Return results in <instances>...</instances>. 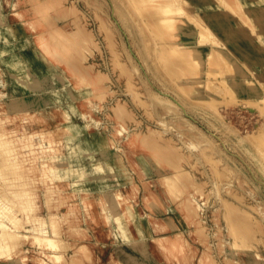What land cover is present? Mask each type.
Returning <instances> with one entry per match:
<instances>
[{
	"label": "bare ground",
	"instance_id": "obj_1",
	"mask_svg": "<svg viewBox=\"0 0 264 264\" xmlns=\"http://www.w3.org/2000/svg\"><path fill=\"white\" fill-rule=\"evenodd\" d=\"M123 1L127 14L140 16L139 22L150 28L151 37H141L142 41H154L150 47L159 64L175 72L181 82H187L196 100L206 103V93L219 96L229 91H242L249 101L261 108V113L264 112V76L242 75V64L238 65L234 59L232 62L242 71H236L233 77L218 79L212 84L208 81L210 77L203 78L205 62L208 63V74L221 75L226 70L220 62L222 56L216 57L213 51L221 47L222 36L212 39L208 46L200 41L207 31H204L205 18L213 19L217 28L236 29L218 14L227 0L210 3L213 4L211 9L202 6L201 0H195V5L191 4L194 0L188 1L193 9L198 4L196 9L201 11L197 14L180 7L187 0ZM3 2L1 18L6 19L8 28L16 36L21 32L25 34L21 33L23 36L17 40L0 39L1 61L14 66L23 64L22 69H12L8 77L13 79V94H22L4 100L5 92L0 88V181L10 189L18 188L14 189L15 199L0 195V264H220L211 250L213 243L221 256H231L232 262L246 259L247 264L264 263V252L248 241L249 227L243 225L251 220L253 212L227 201L222 187L216 183L215 189L213 182L201 173L204 164L210 169L216 161L220 167L232 171L231 177L233 168L227 167L228 163L213 139L191 118L178 113L177 105L169 95H147L150 88L137 69L134 70L136 67L130 66V50L118 42L115 21L107 14L106 7L98 0H55L45 5L44 0ZM81 6L92 9L101 17L97 22L102 32L101 41L112 50V57H116L115 68L125 72L130 69L131 84L127 88L132 90L130 96L137 104V107L133 105L134 109L131 102L119 94L115 96L114 104L105 109L101 105L108 90H113L112 79L103 67L105 62H95L92 70L75 67L77 59L71 54L74 47L80 46L85 58L100 50L97 38L92 31H83L75 14ZM244 8L248 11L246 15L257 13L255 6ZM57 11L62 12L58 13L59 17L64 11L70 17L59 20L57 16L55 22L51 21ZM242 22L244 20L235 21V24ZM69 27L71 36L66 34ZM235 38L241 41L244 35L238 31ZM36 62L48 70L61 68L67 84L50 93L39 90L36 73L30 71ZM61 94L67 96L66 102H61ZM210 98L212 101H207L211 103L208 105L210 110L206 112L212 119L208 123L213 126V121H222L218 109L212 106L216 101ZM160 105L173 113L169 122L159 115ZM70 110L77 112L83 123L75 121ZM138 110L144 111L148 120L140 117ZM103 114L110 120L101 124ZM25 122H35L38 129L27 130ZM225 122V128L230 129ZM98 124L103 127L105 124H122L119 138L109 137L108 140L107 132L97 130ZM261 128L249 137L234 132L235 139L242 145L258 142L264 149V127ZM36 135L39 136L37 141ZM117 142L120 144L115 148L113 144ZM168 146L175 152L185 149V153L193 156L189 161L192 170L185 169L188 159L183 154L172 163L173 171L144 178L140 184L133 181L124 160L127 157L135 159V169L145 177L154 168L153 163L171 159V155L165 153ZM85 162L107 171L117 184L98 192L86 188ZM220 167L216 166V169ZM237 167L234 163V176ZM184 177L190 179V183L184 182ZM36 183L46 187L49 226L35 214L36 196L31 187ZM254 187L248 188L255 193ZM208 189L214 192L217 203L211 208L207 206L205 195ZM77 192L81 193V198L75 199ZM188 192L190 196L186 198ZM255 204L258 210L264 209V199ZM220 210L227 222L234 214V224L228 230L233 241L225 238L226 228L209 219L218 218ZM82 221L85 226L80 225ZM208 221L214 222L212 227ZM206 236L211 238L204 245Z\"/></svg>",
	"mask_w": 264,
	"mask_h": 264
},
{
	"label": "rangeland",
	"instance_id": "obj_2",
	"mask_svg": "<svg viewBox=\"0 0 264 264\" xmlns=\"http://www.w3.org/2000/svg\"><path fill=\"white\" fill-rule=\"evenodd\" d=\"M42 1L43 0H41V2ZM98 1H100L106 7L107 14L110 15L115 21L114 23L117 29L116 37L118 38V42L121 43L120 44L121 46L123 44V46L128 47V49L130 50L131 53L130 66L132 67V69L136 67L134 70L136 69L138 70V71L136 70V72L141 74V76L144 78L145 82L149 86L150 93H147V95H154L156 93L159 94L165 93L164 95L167 94L166 96L169 95L172 101L176 103L177 106L175 109L178 110V113L180 112L181 115H184L187 118L188 117L191 118L198 125V127L203 129L207 133V135L213 139V142L220 150V153L226 159L229 165V166L227 165V167L233 168V176L231 177L230 174L232 171L230 170L228 171L226 168L220 167L219 163L216 161L213 162L214 168L210 167L209 169L204 164L201 173L207 180L213 182V187H215V189H217L216 183L219 184V187L220 186L222 187V194L227 201H230L233 205H239L241 207L244 206V208H246L249 212L250 211L253 212L254 215L250 212L252 214L251 220L245 221L243 225L249 227L246 233L248 237V241L255 243L257 248L260 251L264 252V209H262L261 211L258 210L255 204L256 201L264 199V149L258 144V142H253L252 144H245V145L239 144L234 136V132L235 133L237 132L242 136L249 137L251 136V133L253 134L255 131L259 130L258 128H260V130L263 129L261 127H264V112L261 113L260 112L261 108H259L256 104L252 103V101H249L250 98L244 92L242 93V91L240 92V91L232 90L233 92L229 91V93H225L219 96L210 95L213 98V100L216 101L212 106L215 105V107L218 109V116L222 121V122L213 121L212 123L213 126H210L208 122H210L212 119L209 118L206 112V110L208 111L210 107V106L208 107V105L211 104V103H207V101L211 100L210 96L208 95L209 93L205 94L207 100L206 103L205 101L201 102L196 100L193 97V94H191L187 82L184 81L181 82V79H179V76L175 74V72L166 70L161 66V64H159L156 54L152 53L153 49H151L150 47V45L154 44V41L153 40L142 41L141 38V37L143 38L151 37L149 26H144L143 24H141V22H139L140 16H137L135 14L128 15L127 14L128 10L125 9L124 7L125 2L123 0H98ZM188 1L190 3L193 2L192 0L184 1L181 3L180 7L183 8L184 11H189V13L192 14L200 13L199 12L200 9L198 8L196 9V7H198V4L193 9L188 4ZM201 1H202V6L206 5L208 9H211L213 7V4L210 3L212 2L214 4L217 3V0H213V1L209 0V2L208 0L207 1L201 0ZM243 1L244 0L241 1L227 0V3L223 2L225 6H222L223 7V10L221 9L222 12H218V14L220 15L218 16L221 17V19L226 18L229 20V22L232 24L233 27L236 26L234 27V29L236 28L235 30L231 31L229 30L230 27L228 28L227 26H220L219 28H217L212 23V22L215 23L213 19L209 21L208 18L207 19L205 17H204L205 19L201 18L205 20V23H207L206 28H204L205 29L204 31H206V29L207 31L202 34V39L200 41V44H204L208 46L212 41V39L214 38L216 39L217 37H218L217 39H220L222 36L220 40L221 47L215 48L213 51H215L216 57L222 56V58L220 57L221 58L220 62L226 68V70H224V72L221 73V75L216 73L208 74L209 71L208 63L205 62V64L202 67L203 71L205 70V74L203 75V78H206L207 76L210 77L208 81H210L211 84L217 81L218 79H228L233 77L236 71H242L241 69L238 70L236 68L235 66L236 63L238 65L242 64V69L244 70L243 71L244 73H242V75L251 74L252 76L257 75L258 77L264 76L263 74L264 53H262L264 52V0H245L246 3L245 1L244 2ZM54 2L55 0H44L43 4L44 5L51 4ZM194 2L195 3H191V4L195 5L197 3L195 0ZM3 3H4L3 0H0V11H1V5H3ZM207 3L210 6H208ZM245 5L248 6L249 8L255 6V11L257 13L251 16L249 14L246 15L248 11L244 10L245 9L244 7H246ZM77 11L78 13L75 14H77L78 20L81 21L83 31L85 33L87 31H92L94 36L99 41L100 50H98V53L96 52L94 54L92 53L91 55H89V57L85 58L83 57L82 54L83 53L82 48L80 46H76V48L74 47L71 50V54L73 57L77 59L76 60L77 63L75 67L82 68V70L83 67L85 70H92L94 69L95 62L98 61L105 62L103 67L108 71L109 76L112 79L109 80L113 86V90L110 89L108 90L107 92L108 95L106 98H104V101H102L101 105L105 109L111 103L114 104L113 100L115 96L119 94V95H123L126 99H128L129 102H131L132 104L131 106L132 109H134L133 105L134 106L136 105L137 107V104L130 96L132 90L129 91V88H127L128 85L131 84V82L129 81L132 77L131 71L129 69L127 72H125L118 70L117 67L115 68L114 59H116V57L114 56V54L113 56L115 58L112 57V50L107 47L106 43L101 41L103 40L102 32L99 30V25L97 23L98 20L101 19V17L95 15L96 12L94 13L92 9L88 10L83 6H81ZM58 13H62V12L57 11L53 15L51 21L54 22L56 21V17L58 16ZM221 13H223L224 16H222ZM69 17L70 14L64 11L63 14L59 17V20L61 18H69ZM199 17L200 16H198V18ZM241 20H244V22H242L240 25L235 24V21L240 22ZM0 21H1L0 22L1 40H5V41L17 40L19 37L23 36L22 34H25V32L23 33L21 32L22 34L20 33L19 36H16L14 34V31L8 28L9 24L6 21V19H2L0 16ZM207 21H209L210 23L209 25ZM126 23H128V25ZM210 25L212 26L211 28ZM66 30H67L66 34L70 33L68 31L71 30V27L67 28ZM235 31L236 32L239 31V33L244 35V39L241 41L237 40L235 38V34H236ZM68 36L71 35L68 34ZM246 36L248 39L247 38L245 39ZM241 42L242 45L239 46L238 44H240ZM255 48H259V50L260 49L261 50L260 51L258 49L255 50ZM16 49L18 51V48ZM237 49L239 51H237ZM8 55L9 54L6 53V56ZM233 59L236 63L234 61L232 62ZM35 64L33 67L30 68V71L31 72L34 71V73H36L37 76L36 78L38 79V85L40 86L39 90L47 91L48 93H50L53 92L52 90L57 89L64 84H67V79L63 75V70L61 68L48 70L40 62L39 63L36 62ZM22 68H23V64L14 66L8 64L6 61H1L0 59V88L5 92V95L3 97L4 100H8L12 96H19L22 94V93L13 94V92L11 91L13 86L12 84L13 79L10 80L8 78L10 75V71L12 69H22ZM118 71L121 72L119 73ZM260 82L262 81L260 80ZM182 85H185L184 88H181ZM215 96L217 97L216 99L214 98ZM60 97H62L61 102L67 101L66 95L61 94ZM160 108L161 110L159 115L162 116L163 119L169 122L170 116L173 113L171 112V110H169V108L163 105H160ZM70 111L75 121L78 122L80 121L83 123L82 119L80 118L77 112L72 110ZM138 113L139 116L141 115L140 117H142L144 120H148L147 114L144 113V111L138 110ZM102 116L104 119L101 120V124L102 122L103 124L107 123V120H110V118L107 115L105 116L103 114ZM112 119L113 118L111 117V120ZM223 122H225L226 125L230 127V129L225 128ZM101 124L97 125V130H104L105 132H107L108 140L110 138L112 139L119 138L120 135L118 134V132L120 131V129H122L123 126L122 124L119 125L114 124L113 126H106L105 124L104 125L105 128L101 126ZM24 125L25 127H27V130H31L33 128H35V130L38 129V125L35 122H25ZM132 129L133 128H131V130ZM176 138H179V136L176 135ZM35 139L36 141L39 140V136L36 135ZM117 144L119 145L120 143L118 142L114 143L113 146L116 148L118 147ZM165 147H167L166 144ZM180 151L182 152L181 154H179ZM184 151L185 149L184 150L180 149L179 152H175L171 148V146H168V150L165 151V153H169L171 155L170 157L171 159L167 160L164 158L163 161L160 162L158 161L157 163H153L154 168H152V170L149 171V174L146 175L145 177H141L140 171L135 169L134 166L135 159L127 157L124 161L127 164L129 173L132 176L133 181H136L138 184H140L142 179L144 178L158 176L159 174H161V172L173 171L171 170L172 163L177 162V160H179V157L183 154L188 159L186 164L184 165L185 169L192 170L189 161L192 160L194 157L193 156L191 157L189 153H185ZM197 156L198 155H196V157ZM58 157L63 158V156H58ZM59 162L60 160L58 161V163ZM85 163L86 165L84 167V172L86 173V179H87L86 188H91L92 190L98 192L102 188L112 187L113 185L117 184V180H115L114 177L110 176L107 173V171H103L101 169L95 168L89 162H85ZM234 163H237L238 165L237 167L238 172H236L235 176H234ZM216 166H219L220 168L216 169ZM243 174L246 175L244 176ZM183 181L186 182L187 184L190 183V179L186 177L183 178ZM0 185H1L0 195H3L2 197H7V198L10 197V199H15L14 191L17 190L18 188L10 189V187H8V185L5 184V182L4 183L1 182ZM253 185L254 186L256 185V187H254ZM248 187H254L257 190L255 193H253V191H251V189ZM45 188H46L45 186H41L40 184L36 183L34 186L31 187V190L33 193H35L36 196L35 200L37 203V208H36L37 211L35 212V214L40 220L46 221L45 224L46 226H49L48 223L49 209L46 206L47 195L45 192ZM70 188H74V187H70ZM185 195L187 198L188 196H190V192L185 193ZM205 195L207 199V206L209 205L208 207L211 208L213 207L214 204H217L214 199L216 197L214 196V192L211 191V189L206 190ZM78 198H81L80 192H77V195L75 197V199ZM182 200L184 201V199ZM41 211L42 212L44 211L45 213L43 212L42 214ZM220 211H218L217 214L218 218L215 219V217L214 218L209 217V219L213 220L214 222L216 220V222L219 225H222L224 228H226L225 238H227V240L233 241L234 238L231 239L230 235L228 234L229 233L228 230L231 227L232 223L234 224V214H233V219H231L232 216H230L227 222L224 212L222 211L220 212ZM208 215L211 214L208 213ZM208 222L212 223L211 221ZM27 223L33 226L31 223L29 222ZM213 223L210 227L213 226ZM80 225L85 226V223L82 221ZM235 226L237 228H240V226H238L236 223ZM88 231L92 232L91 229H88ZM210 238L211 237L209 236H206L204 238L205 240L204 245L207 241L209 242ZM211 247H212L211 250L213 251V254L216 258V261H218V263L220 264H247L246 259H244V261L232 262L234 261V259L231 256H227V258L222 257L221 254L219 253V250H217L218 249L217 245L214 243ZM260 264H264V263H260Z\"/></svg>",
	"mask_w": 264,
	"mask_h": 264
}]
</instances>
